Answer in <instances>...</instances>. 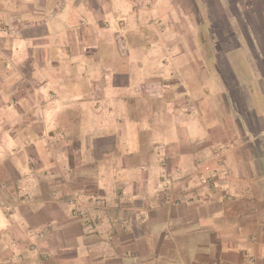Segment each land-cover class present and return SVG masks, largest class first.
<instances>
[{
    "label": "crops",
    "instance_id": "1",
    "mask_svg": "<svg viewBox=\"0 0 264 264\" xmlns=\"http://www.w3.org/2000/svg\"><path fill=\"white\" fill-rule=\"evenodd\" d=\"M0 178V264H264V0H0Z\"/></svg>",
    "mask_w": 264,
    "mask_h": 264
},
{
    "label": "rangeland",
    "instance_id": "2",
    "mask_svg": "<svg viewBox=\"0 0 264 264\" xmlns=\"http://www.w3.org/2000/svg\"><path fill=\"white\" fill-rule=\"evenodd\" d=\"M229 6L231 7L232 11L236 10L232 3H230ZM212 8H213V6H212ZM216 28L218 29L217 34H216V37L218 39V41H217L218 45H229V43L232 45V43H234L233 40H229V39H231V37L229 35L230 33L227 34L228 32L225 31L226 27H225L224 18L221 17L220 20L216 19ZM218 34H220L222 36L218 37ZM53 138H55L56 140H52V141H57V139L59 140L61 138V134L57 133L56 135H53ZM1 177H3V176H1ZM5 182H6V180L4 181L2 178H0V183H5ZM8 183L9 184L11 183V181H9V179H8L6 185H8ZM8 196H9V194L2 193V195H0V201L6 199Z\"/></svg>",
    "mask_w": 264,
    "mask_h": 264
},
{
    "label": "built area",
    "instance_id": "3",
    "mask_svg": "<svg viewBox=\"0 0 264 264\" xmlns=\"http://www.w3.org/2000/svg\"><path fill=\"white\" fill-rule=\"evenodd\" d=\"M96 201H98V199H96ZM74 202H71L73 204L72 205L73 213L77 214V215H80L83 218V220L88 224V227L89 226L91 227V223H90L91 222V218L89 217L88 213L84 209L80 208L79 205H74Z\"/></svg>",
    "mask_w": 264,
    "mask_h": 264
}]
</instances>
